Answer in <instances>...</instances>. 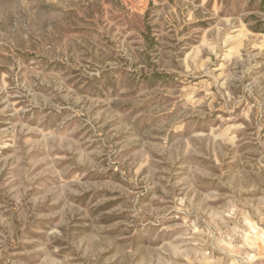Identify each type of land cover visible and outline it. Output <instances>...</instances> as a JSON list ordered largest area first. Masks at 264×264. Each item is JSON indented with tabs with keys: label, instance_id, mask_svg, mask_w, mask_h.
<instances>
[{
	"label": "rangeland",
	"instance_id": "rangeland-1",
	"mask_svg": "<svg viewBox=\"0 0 264 264\" xmlns=\"http://www.w3.org/2000/svg\"><path fill=\"white\" fill-rule=\"evenodd\" d=\"M0 264H264V0H0Z\"/></svg>",
	"mask_w": 264,
	"mask_h": 264
}]
</instances>
